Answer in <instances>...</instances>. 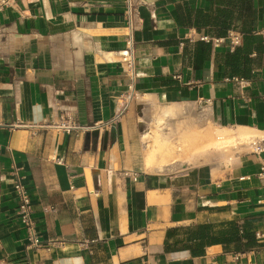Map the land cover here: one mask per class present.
Returning <instances> with one entry per match:
<instances>
[{"label":"crops","instance_id":"1","mask_svg":"<svg viewBox=\"0 0 264 264\" xmlns=\"http://www.w3.org/2000/svg\"><path fill=\"white\" fill-rule=\"evenodd\" d=\"M216 1L136 0L132 81L121 55L123 0H0V264H264V247L261 254L165 248L170 228L264 215V153H241L216 175L207 166H146L144 121L156 104L193 105L218 128L253 129L264 139V50L251 78L230 77L229 35L179 25L187 7L210 13ZM252 1L254 32L264 38V0ZM236 26L241 33L243 20ZM210 41V59L198 64V44ZM133 90L139 98L113 138L39 128L63 118L82 127L110 122ZM13 159L37 209L39 247L17 215ZM259 226L264 244V217Z\"/></svg>","mask_w":264,"mask_h":264},{"label":"trees","instance_id":"2","mask_svg":"<svg viewBox=\"0 0 264 264\" xmlns=\"http://www.w3.org/2000/svg\"><path fill=\"white\" fill-rule=\"evenodd\" d=\"M224 6L221 8L219 6ZM237 12V14H235ZM256 10L252 0H219L213 5L210 13L192 11L189 7L181 12L178 18L182 27L205 31L211 38H226L237 23L243 20L241 34L244 46L237 48L233 54L226 56L227 74L230 77L251 78L252 65L260 64L264 50V38L255 35L254 19ZM236 22V23H235ZM196 61L202 64L210 59L212 41L198 44ZM253 51L257 58L251 59ZM264 215L247 217L240 220H215L193 226H180L167 230L165 248L168 252L203 251L213 246H222L228 253H246L261 249L264 244L258 241L260 222Z\"/></svg>","mask_w":264,"mask_h":264},{"label":"rangeland","instance_id":"3","mask_svg":"<svg viewBox=\"0 0 264 264\" xmlns=\"http://www.w3.org/2000/svg\"><path fill=\"white\" fill-rule=\"evenodd\" d=\"M164 110L156 104L144 121V131L148 134L146 156L156 154L157 164L163 162L162 164L170 165L176 160H181L185 163L184 167L207 166L216 175L221 170H225L237 155L251 152V144L261 139V137L254 138L253 142H250L235 138L226 144L218 143L210 139L209 134L218 133L220 128L213 125L206 111L193 107L194 116L188 119L183 115L167 118L163 114ZM197 118L204 121L200 122ZM204 122L205 124L202 125ZM177 127L179 131L173 133ZM165 135L170 136V139L167 140ZM211 150H213L212 153ZM184 169L183 167L171 168L172 171ZM215 219L217 217L212 218L211 221Z\"/></svg>","mask_w":264,"mask_h":264},{"label":"built area","instance_id":"4","mask_svg":"<svg viewBox=\"0 0 264 264\" xmlns=\"http://www.w3.org/2000/svg\"><path fill=\"white\" fill-rule=\"evenodd\" d=\"M5 1H3V4ZM123 5L125 8V27H124V38H125V48L122 51V61L126 63L127 74L129 78L134 81L137 78V41L136 34L138 31L137 16H138V4L136 0H123ZM264 36V32L262 33ZM190 39V38H189ZM242 39V34L240 32L232 31L229 33V49L231 52H235L240 46ZM202 41H209L208 37H202ZM236 81H239L236 79ZM243 83V80L241 81ZM139 95L134 90L126 94L122 99L121 109L117 114L116 118L105 124H96L92 127H82L79 122L74 118H63L60 122L55 125L50 126H39L40 129L45 130H55L57 132H68L72 133L75 131H81L83 134L94 132L99 130L102 134L103 131L111 132L113 127L119 124L123 118L129 113L132 104L137 101ZM252 152L255 154L264 153V139L255 140L251 144ZM11 175L13 177V194L18 201L17 215L26 231L27 240L32 247H39L41 241L38 237L37 232V209L33 203L31 194L28 187L25 184V177L21 171V168L16 164L15 159H13V164L11 167ZM135 177L138 174H133ZM260 178H264V166L259 174ZM45 212L51 211L55 212L56 208H44ZM259 254L262 253L261 249L255 250Z\"/></svg>","mask_w":264,"mask_h":264},{"label":"bare ground","instance_id":"5","mask_svg":"<svg viewBox=\"0 0 264 264\" xmlns=\"http://www.w3.org/2000/svg\"><path fill=\"white\" fill-rule=\"evenodd\" d=\"M144 102H148L149 98H143ZM164 116L167 118L173 117V116H177V115H191L193 116V105H188L187 107H183V106H178L176 108H168L163 112ZM207 116L210 117V114L207 112ZM203 122V121H202ZM207 123V122H206ZM205 122L202 124L204 125ZM179 131V128H175L173 133H177ZM219 132L216 134H209V138L214 140V141H218V143L224 142V144L230 142L231 140L236 139H242V140H248L250 142H253L254 138H259L262 137V133H259L253 129H243L240 128L237 131H234L232 129L229 128H220L218 130ZM165 138L168 140L170 139V136H166ZM180 151V150H179ZM211 153L213 152V150L210 151ZM156 154L152 153L149 156L146 157V166L148 169H152L157 163V159H156ZM163 162H161L162 164ZM183 164H185L183 161L181 160H176L174 162H172V164L167 165V164H162L159 165L158 170H167V168H169L170 166L173 167L174 169H177L179 167H182Z\"/></svg>","mask_w":264,"mask_h":264},{"label":"water","instance_id":"6","mask_svg":"<svg viewBox=\"0 0 264 264\" xmlns=\"http://www.w3.org/2000/svg\"><path fill=\"white\" fill-rule=\"evenodd\" d=\"M115 132H116V130L113 129V130H112V135H111L112 138L115 136ZM99 136H100V131H99V130H96V131H94V132L88 134V140H91L92 138H96V139H98Z\"/></svg>","mask_w":264,"mask_h":264}]
</instances>
